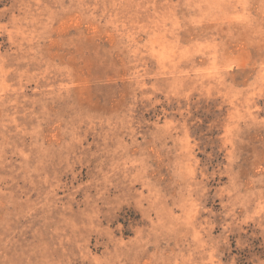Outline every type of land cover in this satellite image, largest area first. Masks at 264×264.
I'll list each match as a JSON object with an SVG mask.
<instances>
[{
	"label": "rangeland",
	"instance_id": "1",
	"mask_svg": "<svg viewBox=\"0 0 264 264\" xmlns=\"http://www.w3.org/2000/svg\"><path fill=\"white\" fill-rule=\"evenodd\" d=\"M0 264H264V0H0Z\"/></svg>",
	"mask_w": 264,
	"mask_h": 264
}]
</instances>
